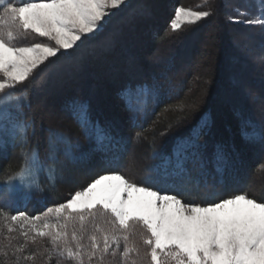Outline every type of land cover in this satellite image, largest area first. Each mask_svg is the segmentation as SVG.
<instances>
[{
  "label": "trees",
  "instance_id": "obj_1",
  "mask_svg": "<svg viewBox=\"0 0 264 264\" xmlns=\"http://www.w3.org/2000/svg\"><path fill=\"white\" fill-rule=\"evenodd\" d=\"M204 4L205 0H127L113 10L98 34L53 58L22 86L28 89L27 99L20 113L11 111L5 122L9 127L16 119L31 123L28 147L38 148L45 164L52 163L49 154L55 156L58 178L51 186L41 172L44 191L33 190L30 198L18 182L11 196L3 195L5 167L15 170L20 163L18 139L14 143L11 136L4 137L8 143L0 148V209L9 218L0 216V264H16L13 252L19 264H56L45 251L47 238L25 243L22 231L29 237L32 232L28 227L22 230L10 215L43 213L107 171H118L137 183L149 180L155 190L181 191L189 198L220 199L245 190L264 196V169L258 170L264 164V140L249 141L241 134L244 122L264 133V28L228 18L239 15L234 11L239 8L246 13L239 15L241 21L253 19L264 3L229 0L224 7V0H210L214 14L209 18L176 32L168 27L177 5L206 10L200 7ZM42 39L29 36L30 42ZM129 87L134 92L148 89L133 98L131 107L122 95ZM181 102L187 105L183 112L177 107ZM205 122L198 140L204 146L200 157L189 149L184 172L173 175L178 143ZM98 129L109 136L99 145ZM217 145L228 159L223 175L215 167ZM96 223L108 227L102 220ZM73 228L79 234L78 221L68 225L69 233ZM86 228V237L100 236L91 222ZM144 231L141 224L134 225L128 243L139 256L132 251L126 264H151L150 249L141 239ZM109 261L121 264V256H106L105 264ZM92 264H97L96 258Z\"/></svg>",
  "mask_w": 264,
  "mask_h": 264
},
{
  "label": "snow or ice",
  "instance_id": "obj_2",
  "mask_svg": "<svg viewBox=\"0 0 264 264\" xmlns=\"http://www.w3.org/2000/svg\"><path fill=\"white\" fill-rule=\"evenodd\" d=\"M228 3L229 0H224V7H228ZM126 4L127 0H0V148L7 146L5 136H11L14 143L18 139L20 146L19 166L15 170L10 166L4 169L7 191L3 195L11 196L18 182L26 198H30L33 190L44 191L40 184L41 172L47 174L51 186L58 178L55 156L49 154L52 163L45 164L40 159L39 149L28 147L31 123L16 119L9 127L5 122L4 118L11 111L20 113L27 99L28 89L22 86L33 79L42 66L51 64L53 58L69 53L84 39L98 34L113 10ZM200 7L206 10L177 5L168 27L172 32L180 31L214 14L210 0H205ZM234 11L246 14L239 8ZM239 15L228 18L264 28V9L253 19L241 21ZM32 34L43 38L42 41L30 42ZM147 91V88H139L134 92L129 87L122 95L131 107L133 98L138 99L141 92ZM177 107L183 112L187 105L181 102ZM79 110L86 117V106L79 105ZM205 127L206 122L197 125L178 143L173 175L184 172L189 149L192 156L200 157L204 146L198 140ZM241 134L249 141L264 140V133L251 122L242 124ZM107 139L105 130L98 129V145ZM50 147L54 148L51 141ZM214 159L216 171L223 175L228 159L220 145L216 146ZM260 169H264V164L258 166ZM0 216L8 219L9 213L0 209ZM53 217L55 223L51 220ZM10 220L18 223L22 230L28 227L32 232L29 237L28 231H22L25 243L30 239L36 244L37 237L47 238L45 251L56 258V264H65V261L92 264L93 258L97 264H105L106 256L115 257L117 253L121 264H126L132 251L139 256V251L128 243L137 223L145 230L141 239L150 249L151 264H264V196L257 197L246 190L220 199L189 198L181 191L155 190L149 180L137 183L118 171H107L86 187L72 192L64 202L48 206L43 213L29 215L17 211L10 215ZM97 220L108 227L101 228ZM77 221L79 234L75 228L69 233L68 225ZM89 222L93 224V232L100 233L99 237L96 234L85 236ZM10 255L19 264L15 252ZM31 255L34 258L36 253Z\"/></svg>",
  "mask_w": 264,
  "mask_h": 264
},
{
  "label": "rangeland",
  "instance_id": "obj_3",
  "mask_svg": "<svg viewBox=\"0 0 264 264\" xmlns=\"http://www.w3.org/2000/svg\"><path fill=\"white\" fill-rule=\"evenodd\" d=\"M130 160H133V158H131ZM122 175V174H121ZM125 198H126V194H125Z\"/></svg>",
  "mask_w": 264,
  "mask_h": 264
}]
</instances>
